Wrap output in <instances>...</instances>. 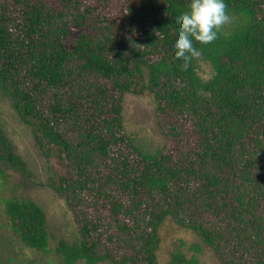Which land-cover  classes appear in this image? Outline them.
Listing matches in <instances>:
<instances>
[{"label":"trees","instance_id":"trees-1","mask_svg":"<svg viewBox=\"0 0 264 264\" xmlns=\"http://www.w3.org/2000/svg\"><path fill=\"white\" fill-rule=\"evenodd\" d=\"M190 2L0 0V85L62 164L52 188L82 234L61 244L67 264H161L168 218L221 264H264V0H225L230 21L210 44L194 40L200 55L185 66L169 43ZM86 19L102 36L68 48L69 26ZM146 90L167 138L155 154L124 125V96ZM0 161L23 165L1 129ZM7 213L26 246L47 250L39 205L17 199Z\"/></svg>","mask_w":264,"mask_h":264},{"label":"rangeland","instance_id":"rangeland-1","mask_svg":"<svg viewBox=\"0 0 264 264\" xmlns=\"http://www.w3.org/2000/svg\"><path fill=\"white\" fill-rule=\"evenodd\" d=\"M81 36H102L99 27L90 20L69 26L65 43L72 49ZM206 79L212 70L203 64L199 71ZM155 94L146 90L124 96V125L134 143L144 152L155 154L167 145V138L157 117ZM0 129L11 141L22 166L0 161V263L1 264H67L59 252L63 242H79L82 234L65 195L52 188L57 171L63 166L43 154L32 128L23 121L13 98L0 85ZM63 171V170H62ZM28 200L41 207L46 216L47 250L26 246L11 227L7 208L10 202ZM158 258L161 264H171L173 258L187 263L221 264L215 252L193 231L168 218L160 229ZM75 264H88L81 260ZM96 264H114L104 261Z\"/></svg>","mask_w":264,"mask_h":264},{"label":"clouds","instance_id":"clouds-1","mask_svg":"<svg viewBox=\"0 0 264 264\" xmlns=\"http://www.w3.org/2000/svg\"><path fill=\"white\" fill-rule=\"evenodd\" d=\"M225 0H191L187 11H180L171 18L175 25L174 39L169 49L176 59L185 63L200 55L193 41L210 44L217 38L220 27L231 19Z\"/></svg>","mask_w":264,"mask_h":264}]
</instances>
